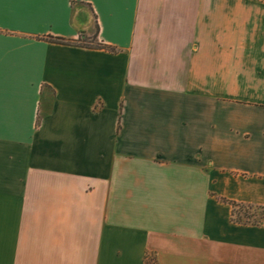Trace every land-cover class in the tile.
<instances>
[{
	"label": "crops",
	"instance_id": "1",
	"mask_svg": "<svg viewBox=\"0 0 264 264\" xmlns=\"http://www.w3.org/2000/svg\"><path fill=\"white\" fill-rule=\"evenodd\" d=\"M220 198L264 206V0H0V264H264Z\"/></svg>",
	"mask_w": 264,
	"mask_h": 264
},
{
	"label": "trees",
	"instance_id": "2",
	"mask_svg": "<svg viewBox=\"0 0 264 264\" xmlns=\"http://www.w3.org/2000/svg\"><path fill=\"white\" fill-rule=\"evenodd\" d=\"M43 39H46L48 41H53L57 43H65V44H72V45H78V46H84V47H90V48H99V49H105L109 50L111 52H115L116 49L113 47H110L101 41L97 39V33L92 38H78L77 40H68L64 39L62 37H53V36H45ZM220 200L229 203L232 206V212H231V219L234 222L238 223H252V224H264L263 214H264V206H257V205H250V204H244V203H238L235 201H230L224 198H220ZM260 212L262 217L256 218V213ZM152 260V259H150ZM145 264H148V261L145 262ZM152 264H155L153 261Z\"/></svg>",
	"mask_w": 264,
	"mask_h": 264
},
{
	"label": "rangeland",
	"instance_id": "3",
	"mask_svg": "<svg viewBox=\"0 0 264 264\" xmlns=\"http://www.w3.org/2000/svg\"><path fill=\"white\" fill-rule=\"evenodd\" d=\"M256 218H261L262 217V215H261V213L260 212H258V213H256ZM263 217H264V214H263ZM262 221H264L263 219H261ZM153 263V260H149L148 261V264H152Z\"/></svg>",
	"mask_w": 264,
	"mask_h": 264
}]
</instances>
